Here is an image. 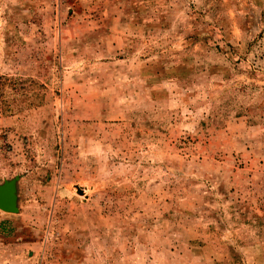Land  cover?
Returning a JSON list of instances; mask_svg holds the SVG:
<instances>
[{
  "label": "rangeland",
  "instance_id": "rangeland-1",
  "mask_svg": "<svg viewBox=\"0 0 264 264\" xmlns=\"http://www.w3.org/2000/svg\"><path fill=\"white\" fill-rule=\"evenodd\" d=\"M0 264H264V0H0Z\"/></svg>",
  "mask_w": 264,
  "mask_h": 264
},
{
  "label": "water",
  "instance_id": "water-1",
  "mask_svg": "<svg viewBox=\"0 0 264 264\" xmlns=\"http://www.w3.org/2000/svg\"><path fill=\"white\" fill-rule=\"evenodd\" d=\"M20 178L5 181L0 186V210L6 213H18V185Z\"/></svg>",
  "mask_w": 264,
  "mask_h": 264
}]
</instances>
